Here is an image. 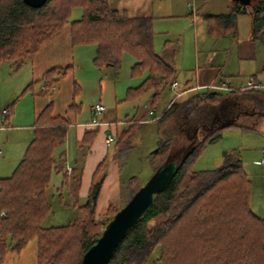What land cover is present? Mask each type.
<instances>
[{
    "label": "trees",
    "instance_id": "obj_1",
    "mask_svg": "<svg viewBox=\"0 0 264 264\" xmlns=\"http://www.w3.org/2000/svg\"><path fill=\"white\" fill-rule=\"evenodd\" d=\"M77 8L83 14L72 21ZM248 9L253 38L264 40V1L207 18L209 32L235 31L237 15ZM66 26L71 28L72 45L96 47L94 64L100 70L112 67L119 71L124 54L135 57L133 76L146 72L147 77L129 90L128 100L151 95L152 109L146 116L157 112L160 92L173 79L174 70L156 53L153 18L129 17L126 11L115 9L110 0H48L41 8H32L23 0H0V62L31 59ZM52 71L62 74L58 68ZM58 82L43 86L40 94L51 93ZM74 88L76 93V82ZM15 103L6 109L7 119ZM259 107H264L263 89L228 93L208 89L175 101L161 114L157 125L163 137L152 163L156 171L169 159H178L180 169L170 186L157 195L151 209L129 230L109 264H151L150 256L158 247L160 264H264V218L251 210L252 181L242 158L235 152L225 153L216 169L189 167L219 131L248 129L239 123L243 116H264ZM172 122L176 128L168 133ZM140 123H133L118 136L117 149L130 146ZM71 125L68 118L54 116L53 104H49L37 119L34 138L23 159L10 177L0 179V214L5 212L0 216V264L1 255L20 253L34 239L37 264H82L85 253L120 210L110 204L105 220L98 214L104 160L94 174L87 202L66 204L77 210L76 218L63 226H44L53 213L47 196L53 175L63 174L64 185L72 181L76 190L81 187L83 167L75 164L71 174L66 170L64 146ZM97 133L86 132L81 144L88 142L91 147ZM130 186L128 201L142 185L133 178Z\"/></svg>",
    "mask_w": 264,
    "mask_h": 264
},
{
    "label": "rangeland",
    "instance_id": "obj_2",
    "mask_svg": "<svg viewBox=\"0 0 264 264\" xmlns=\"http://www.w3.org/2000/svg\"><path fill=\"white\" fill-rule=\"evenodd\" d=\"M183 1L156 0L154 2V13L156 16H169L154 27V48L165 63L170 61L168 58L170 51L164 50L166 41H173L172 45L178 48L183 47L186 50L187 61L190 50H192L190 35L188 33L185 34V32L193 25V19L188 16L190 19H187V21L181 20ZM220 1L185 0V9L191 7L192 13H194V15L192 14L194 20H197L195 18L202 20L205 14L209 13L208 11H216L214 7ZM236 1L243 3L248 0ZM261 1L264 0H257V3ZM195 3L198 5L197 10ZM82 14V9H74L71 20H78ZM201 29L206 30L205 25L199 24V34ZM65 30H68L67 27ZM182 30L184 31L183 38L178 41V36ZM179 42L180 44L177 45ZM46 44L43 46H46ZM58 47L60 49L55 53L57 58L61 54L64 61L70 59L69 64L63 62L64 64L57 67L59 72L65 73V75L52 71L36 81L31 78L32 67L27 63L30 59L22 61V63L26 62V65L21 63L17 65V61L0 62V129L3 127L2 131H0V148L6 145V150L4 148L1 149L3 156L0 157V178L5 174L6 169H8L7 176H11L15 171L28 144L34 138V129L38 118L36 112H41L51 103L53 104V115L68 118L74 127L80 123L91 122L93 120L91 106L102 104L105 106L106 111L99 117L101 126L111 124V127H119V134L121 130L132 124L130 120L133 119L136 112H149L152 109L149 96L135 101L128 100L129 88L137 87L147 77L146 72L139 76H133L132 67L136 64L137 59L132 55L124 54L122 56V66L119 71L112 67H104L100 70L94 64L95 46L73 45L66 50V44L60 43ZM183 79L182 76L179 77V82L182 83ZM56 80L59 82L51 93L46 91L44 95L40 94L43 86H50ZM74 82L77 83L79 88L76 93ZM30 85L32 86L28 89ZM175 97L176 94L170 92L169 87L164 89L160 101L156 104L157 110L162 111L164 102L167 101L169 104ZM14 103L15 105H13L10 113V120L5 125L3 122L4 112ZM71 105L73 106L71 107ZM258 109L260 113L264 114V107H259ZM239 123L244 127H248L249 130L241 131L240 128L232 127L219 131L214 141L207 143L205 149L193 157L189 167L193 170L216 169L222 165L225 153L235 152L242 158L244 168L252 180L253 198L251 200H254L253 206L257 204L259 207L264 205L262 202L264 167L254 165L255 163L252 162V159H262L264 156V116L261 114L243 116ZM156 126V123L150 127L142 126L140 128L139 126L131 139L130 146L122 150L116 148L117 136L113 134L116 139L111 147L108 148L104 158L106 166L103 174L106 176L108 167L112 162L117 161L122 188L120 189V194L107 203L109 204L108 206L113 204L116 209L121 210L129 202L128 199L132 191L131 180L135 178L143 186L155 172L156 166L152 163V158L158 148L160 139L163 137L160 136ZM174 128H176V124L172 122L169 125L168 133L169 131H174ZM256 128L257 131H253ZM74 135V130H71L65 145L67 153L65 155L66 170L67 167L73 166L76 158L79 159V165L82 164L81 160L85 159L86 153L90 148L88 144H91L88 142L77 143ZM256 155L259 157L256 158ZM67 172L68 174L72 173V171L69 172L68 170ZM64 181L63 174H54L52 177L47 196L49 203L53 206V213L44 222L45 227L66 225L77 216V210L74 207H65L67 203H74L76 194L75 188H71L70 184L62 185ZM86 202L79 201V204L84 205ZM107 210L98 213L101 215L100 218L102 220H105ZM1 257V264H36L37 240H32L20 253L7 252ZM159 257L160 247L156 248L150 256V263L160 264L157 261Z\"/></svg>",
    "mask_w": 264,
    "mask_h": 264
},
{
    "label": "crops",
    "instance_id": "obj_3",
    "mask_svg": "<svg viewBox=\"0 0 264 264\" xmlns=\"http://www.w3.org/2000/svg\"><path fill=\"white\" fill-rule=\"evenodd\" d=\"M156 0H110V4L119 11H126L129 17H151L153 18L154 27L160 24L164 19L169 16H156L154 13V2ZM189 5V4H188ZM196 10H197V3ZM187 6V5H186ZM239 6L241 8H250V5H243L234 0H221L218 4L215 5L214 10L208 11L209 13L205 14L202 20L198 18L194 20V13L191 10V7L185 9V0L182 3V18L181 20L187 21L191 17L193 19V25L190 29L186 30L185 34L190 35V42L192 43V50L188 55V61L186 60V50L183 47L173 46V41L165 42V49L169 50L170 56L168 57L170 61L167 64H170L174 70L173 79L168 85H166L160 92V99L164 92V89H170V92L176 94V97L173 98L169 104L167 101L163 104L162 111H158L149 116L147 112L140 111L136 112L133 116V123L137 121L141 122L139 124L140 128L150 127L151 125H157V120L154 119L158 116H161L171 104L175 101L181 99V101L187 100L192 96H195L199 92H204L208 90L210 86H222L226 85L229 88L234 90H239L243 86L247 85L250 81L259 84L264 90V40H256L252 36V16L250 9L246 13H239L236 17V30L228 29L227 32L225 29L220 30L217 34L210 33L208 30V21L207 18L214 16H221L228 14L233 7ZM214 12V13H213ZM193 14V15H192ZM199 24L202 26L205 25L206 30L201 29L200 34L198 32ZM191 25V24H190ZM67 27L68 30L64 29ZM60 34H58L51 42L43 46L40 49V52L34 55L27 63L31 65L32 69V79L40 80L47 72L56 69L57 67L64 64H69V60L64 61L63 56L57 58L55 53L60 49L58 46L60 43L66 44V50L72 47L70 34L71 28L66 26ZM192 28V29H191ZM64 31V32H63ZM184 35V31H180L178 41H181ZM177 43V45H179ZM56 56V57H55ZM21 62H17V65ZM26 63V62H25ZM25 63H21L24 65ZM26 63V64H27ZM25 64V65H26ZM18 67V66H17ZM184 78L183 82H179V77ZM177 82L178 86L176 88L172 87V83ZM142 83H140L141 85ZM139 86V85H138ZM137 86V87H138ZM135 87V88H137ZM133 89V88H129ZM225 91L224 93H228ZM129 93V91H128ZM151 96V95H150ZM149 96V97H150ZM151 99V97L149 98ZM130 101V100H129ZM45 109V108H44ZM43 109V110H44ZM42 110V111H43ZM42 111H37L36 115L42 113ZM38 119V118H37ZM10 120L9 118L5 119L3 122L5 125L6 122ZM146 121V122H144ZM37 122V121H36ZM92 122V121H91ZM91 122L80 123L78 126L74 127L73 124L69 128L68 135L71 130H74V137L77 143H81L84 139L86 132H93L97 130V136L91 145L90 149L86 153L85 159H82L81 166L83 167L82 181L80 190L75 189V201L73 204H79V201L86 202L88 200L89 191L92 185L94 174L98 166L104 161L106 157L108 147L106 144V139L109 135L115 134L118 136L126 131L130 126L123 130L119 134V127H108L106 124L104 126L95 127L91 125ZM72 123V122H71ZM37 123L35 124L36 128ZM3 128V127H2ZM158 131V125L156 126ZM35 130V129H34ZM241 131H248V129H242ZM0 131H2L0 129ZM139 131V130H138ZM253 131H257V128ZM67 135V138H68ZM67 143V139H66ZM65 143V145H66ZM29 145V144H28ZM6 145L3 146L5 149ZM28 147V146H27ZM3 148H0L3 149ZM6 150V149H5ZM65 150V146H64ZM2 151V150H1ZM26 151V150H25ZM66 153V150H65ZM25 154V153H24ZM67 154V153H66ZM264 155V151H263ZM3 156V151L2 155ZM24 157V155H23ZM22 157V159H23ZM256 158L259 156L256 155ZM21 159V160H22ZM264 159H252L254 165H261V161ZM21 162V161H20ZM19 162V163H20ZM79 165V159L76 158L72 168ZM18 166V165H17ZM262 166V165H261ZM264 167V166H263ZM16 169V168H15ZM8 169H6L5 174L1 176L0 179L8 178L7 176ZM252 181V180H251ZM71 188H75L74 183L71 181L69 183ZM253 184V183H252ZM64 186V182L62 184ZM253 186V185H252ZM121 185V176L120 171L118 170L117 161L111 163L108 167L107 174L105 176V181L101 190L99 202H98V213L104 212L109 207L107 204L111 199L120 194ZM122 192V191H121ZM262 202L264 203V192H263ZM253 198V195H252ZM254 205V200H251L252 211L258 217L264 218V205L258 207L257 204ZM67 208V206H65ZM75 211V210H74ZM37 264V263H36Z\"/></svg>",
    "mask_w": 264,
    "mask_h": 264
},
{
    "label": "water",
    "instance_id": "obj_4",
    "mask_svg": "<svg viewBox=\"0 0 264 264\" xmlns=\"http://www.w3.org/2000/svg\"><path fill=\"white\" fill-rule=\"evenodd\" d=\"M23 1L32 8H41L48 0ZM250 3L248 0L242 4L247 6ZM179 169L178 159H169L161 165L107 224L97 242L85 253L82 264H109L129 230L151 209L157 195L170 186Z\"/></svg>",
    "mask_w": 264,
    "mask_h": 264
},
{
    "label": "built area",
    "instance_id": "obj_5",
    "mask_svg": "<svg viewBox=\"0 0 264 264\" xmlns=\"http://www.w3.org/2000/svg\"><path fill=\"white\" fill-rule=\"evenodd\" d=\"M177 86H178L177 82L172 83L173 88H176ZM208 89L214 90V91H219V92H225V91L232 92V91H234V89L227 87L225 84L222 86H210ZM257 89H262V86L259 84H255L251 81L247 85H245L241 88V90H257ZM91 111L93 112V120L91 122V125L95 126V127H100L101 123L99 121V117L102 116L103 113L106 111L105 106H103L102 104H96L94 106H91ZM4 114H5V117H4V120H5L7 118L8 114L6 111L4 112ZM151 115H154V113L151 112ZM159 118H160V116L156 117L154 119V121L158 120ZM144 122H146V121H144ZM110 125L111 124H106V126H108V127H111ZM1 129H3V128H1ZM115 139H116V136H114L113 134L109 135L106 139L107 146L110 147L112 145V143L115 141ZM1 155H2V151L0 150V156ZM261 165L264 166V159L261 161ZM72 169H73L72 167H67V170L69 172L72 171ZM4 215H5V212L0 214V216H4Z\"/></svg>",
    "mask_w": 264,
    "mask_h": 264
},
{
    "label": "flooded vegetation",
    "instance_id": "obj_6",
    "mask_svg": "<svg viewBox=\"0 0 264 264\" xmlns=\"http://www.w3.org/2000/svg\"><path fill=\"white\" fill-rule=\"evenodd\" d=\"M251 3H250V6H252L254 3H257V0H250Z\"/></svg>",
    "mask_w": 264,
    "mask_h": 264
}]
</instances>
